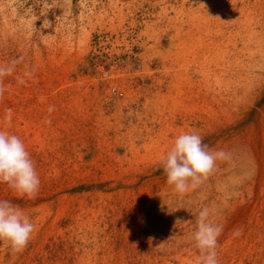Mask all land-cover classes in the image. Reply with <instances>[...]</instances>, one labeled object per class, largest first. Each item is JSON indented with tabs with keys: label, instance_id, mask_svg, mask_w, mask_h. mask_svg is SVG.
<instances>
[{
	"label": "rangeland",
	"instance_id": "1",
	"mask_svg": "<svg viewBox=\"0 0 264 264\" xmlns=\"http://www.w3.org/2000/svg\"><path fill=\"white\" fill-rule=\"evenodd\" d=\"M12 61L0 131L40 185L0 183L35 225L0 264H198L205 207L218 264H264V0H0ZM189 131L223 156L180 192L161 161Z\"/></svg>",
	"mask_w": 264,
	"mask_h": 264
},
{
	"label": "clouds",
	"instance_id": "2",
	"mask_svg": "<svg viewBox=\"0 0 264 264\" xmlns=\"http://www.w3.org/2000/svg\"><path fill=\"white\" fill-rule=\"evenodd\" d=\"M15 63L12 61L8 66L0 65V77L11 73ZM52 110V106H49L48 111ZM221 156V151L207 149L198 133L182 132L175 137L161 161L166 182L175 190L183 192L206 176ZM0 183H6L10 189L29 198L35 195L40 185L23 141L17 135L4 131H0ZM209 216L207 207L196 213L192 239L199 251L198 264H218L217 238L222 229ZM34 230V223L21 208L9 200L0 199V241H6L12 252L22 250Z\"/></svg>",
	"mask_w": 264,
	"mask_h": 264
},
{
	"label": "bare ground",
	"instance_id": "3",
	"mask_svg": "<svg viewBox=\"0 0 264 264\" xmlns=\"http://www.w3.org/2000/svg\"><path fill=\"white\" fill-rule=\"evenodd\" d=\"M240 65H243L242 68L245 69V72L248 71V66H246L247 64L246 63H241ZM262 65V64H261ZM243 74V72H241ZM241 74V76H242ZM241 78V77H240Z\"/></svg>",
	"mask_w": 264,
	"mask_h": 264
}]
</instances>
